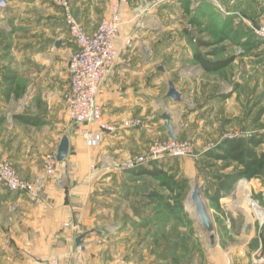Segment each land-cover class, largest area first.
I'll list each match as a JSON object with an SVG mask.
<instances>
[{"label": "crops", "instance_id": "0c3cea01", "mask_svg": "<svg viewBox=\"0 0 264 264\" xmlns=\"http://www.w3.org/2000/svg\"><path fill=\"white\" fill-rule=\"evenodd\" d=\"M6 1L7 7L0 6V154L9 158L21 177H41L43 195L35 201L0 183V264H150L136 256L143 250L139 241L126 252L122 235L105 230L117 223L113 206L120 197L149 195L139 190L146 180L135 182L139 177L122 165L147 151L154 141L170 138L160 115H172L178 138L191 133L188 118L196 111L189 103L191 92L197 88L201 92L197 76L204 77L205 70L194 59L198 45L184 33L183 15L187 14L182 12V0H172L167 8L130 0L123 9L121 60L98 95L104 119L115 130L104 131L99 147L86 144L81 127L70 122L64 100L77 46L68 41L63 9L53 0ZM69 1L90 33L109 14L112 2ZM127 40L131 45H125ZM170 80L182 93L180 103L166 98ZM194 80L198 87H193ZM132 119L141 123L124 126ZM88 127L97 130L98 124ZM64 134L69 135L70 152L58 163L55 176H48L43 158L49 152L57 154ZM179 160L181 170L194 172L191 159ZM172 161L168 158L165 165ZM130 189L134 194L127 197ZM234 211L246 213L236 206ZM84 233L78 246L76 238ZM256 235L245 236V247L235 243L229 252L252 250L246 245L258 239ZM261 237L264 247V234Z\"/></svg>", "mask_w": 264, "mask_h": 264}, {"label": "rangeland", "instance_id": "374dc122", "mask_svg": "<svg viewBox=\"0 0 264 264\" xmlns=\"http://www.w3.org/2000/svg\"><path fill=\"white\" fill-rule=\"evenodd\" d=\"M171 2L144 0L143 4L150 8H167ZM180 5L182 12L187 14L183 15L186 19L183 25L188 38L195 41L210 60L231 61L218 71H205L204 77L198 74L201 92L198 88L191 92L189 103L193 105L191 108H196L188 118L191 133L178 139L194 147L195 156H182L193 161L194 172L186 174L181 170L179 159L182 157H170L173 164L164 166L166 173L135 178V182L146 180L140 183V193H158L162 200L156 198L153 202L151 195L120 197L113 206L117 223L105 232L122 235L121 242L126 252L135 243L138 246L139 241L143 250L136 256L145 263L264 264L261 261L264 258L261 245L264 221L243 201L247 194L244 191H251L254 199L263 202L264 158L248 174L236 179L231 194L216 199L212 198L218 184L216 176L241 171L244 166L233 159L217 160L206 156L208 150L215 149L224 138H230L228 136L243 138L246 146L256 151L264 150V144L254 146L247 143L251 136L264 134V38L253 29L264 25V0H182ZM200 42L207 45L201 46ZM213 51L217 53L211 55ZM193 83L194 88L198 87L195 80ZM199 95L202 96L198 100ZM201 103L204 106L198 108ZM159 140L164 139L156 141ZM154 143L130 160L149 153ZM130 160L122 166L127 168ZM166 161L168 158L163 162ZM170 176L184 178L182 185L171 184L174 191L164 185ZM195 186L199 187L204 199V207L212 223L211 231L204 229L200 218L188 207V198ZM131 190L126 191L127 197L134 194ZM235 206L246 213H236ZM209 232L216 237L215 246L211 245ZM234 234H240L239 239ZM250 234L259 237L246 245L252 250L232 255L230 248L235 243L244 245Z\"/></svg>", "mask_w": 264, "mask_h": 264}, {"label": "built area", "instance_id": "2783aa9c", "mask_svg": "<svg viewBox=\"0 0 264 264\" xmlns=\"http://www.w3.org/2000/svg\"><path fill=\"white\" fill-rule=\"evenodd\" d=\"M53 1L63 9L64 20L69 31V43L77 46L69 65L70 87L64 95L70 122L74 126L81 127L80 131L84 133L86 144L89 147H99L104 139V131L115 130V126L104 119L103 107L98 102V95L103 84L121 60L118 42L123 25L122 13L130 0H112L109 14L102 18L97 30L91 33L76 18L69 0ZM0 6L7 7L8 2L0 0ZM253 29L257 35L264 38V25H258ZM125 45H131L130 40L125 41ZM92 123L98 124L97 130H91L88 127ZM140 123L141 120L132 119L125 122L124 126H137ZM228 137L234 138L233 136ZM182 156H195L193 145L187 141L167 138L155 141L149 153L130 160L127 168L134 169L152 162H163L166 158ZM42 163L46 174L55 176L59 163L57 154L54 152L45 154ZM0 183L8 190L27 194L35 201H39L43 195L41 177L34 179L21 177L9 158L1 154ZM243 201L257 217L259 216L252 208L253 206L260 209L264 216V192L263 202L254 199L251 191L246 194ZM261 261H264V258Z\"/></svg>", "mask_w": 264, "mask_h": 264}, {"label": "trees", "instance_id": "16d2710c", "mask_svg": "<svg viewBox=\"0 0 264 264\" xmlns=\"http://www.w3.org/2000/svg\"><path fill=\"white\" fill-rule=\"evenodd\" d=\"M196 22V21H195ZM201 46H206V42H200ZM217 51H213L211 55L216 54ZM194 59L196 63L200 64L202 68L207 72L218 71L227 65H229L231 60L213 61L207 58L200 50L195 52ZM34 120H31L35 122ZM247 143L250 145L258 146L264 144V134L253 135L247 139ZM207 157H212L217 160L233 159L239 164L244 166V169L234 173H225L222 175L218 174L216 179L218 180L217 187L215 189V195L212 198L220 199L224 195L231 194L236 183V179L246 175L250 170L255 167L261 158H264V150L256 151L248 146H246V141L243 138H224L213 150H208L206 152ZM164 162H152L148 165H141L137 168L131 169V173L135 176L149 175V176H160L166 173L164 168ZM171 180V182H169ZM167 184H164L174 191V187L171 185H182L184 178H178L175 176H170ZM158 198L162 200V196L158 193L149 192V196Z\"/></svg>", "mask_w": 264, "mask_h": 264}, {"label": "water", "instance_id": "95a60500", "mask_svg": "<svg viewBox=\"0 0 264 264\" xmlns=\"http://www.w3.org/2000/svg\"><path fill=\"white\" fill-rule=\"evenodd\" d=\"M61 45V41L58 40L56 42V46L59 47ZM161 70H164L162 66H160ZM166 98L173 100L175 103H180L183 101L182 93L176 88L175 83L170 80L169 81V89L166 94ZM160 118L164 120L165 127L168 130V136L172 139H178V136L175 132L174 126L172 124V115L168 112H164L160 115ZM70 152V138L68 134H64L61 138V141L59 143L58 149H57V160L59 162L65 160ZM199 187L195 186L192 191V197L196 199L198 203V212L201 213L202 223L203 227L207 231H211L212 229V223L208 216V213L205 210L204 204H202L201 200L199 199ZM237 211H242V209L237 208ZM210 233V240L211 245H216V237L213 233ZM87 233L81 234L76 238V243L78 246H80L83 243V238L86 236Z\"/></svg>", "mask_w": 264, "mask_h": 264}, {"label": "bare ground", "instance_id": "6f19581e", "mask_svg": "<svg viewBox=\"0 0 264 264\" xmlns=\"http://www.w3.org/2000/svg\"><path fill=\"white\" fill-rule=\"evenodd\" d=\"M192 168V167H191ZM244 192H249V191H244ZM246 194V193H245ZM199 199L201 200L202 204H204V199L202 197V195L199 193ZM188 207L192 210H194V214H196L199 218H200V222H202V218H201V213L199 214L198 212V203L196 201L195 198L192 197V193L188 198ZM254 209V211L260 216V218L264 221V216L262 215V213L260 212V209H258L256 206L252 207ZM253 211V210H252Z\"/></svg>", "mask_w": 264, "mask_h": 264}]
</instances>
